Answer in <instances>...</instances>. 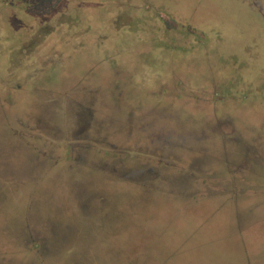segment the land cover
Segmentation results:
<instances>
[{
    "label": "rangeland",
    "instance_id": "1",
    "mask_svg": "<svg viewBox=\"0 0 264 264\" xmlns=\"http://www.w3.org/2000/svg\"><path fill=\"white\" fill-rule=\"evenodd\" d=\"M0 264H264V0H0Z\"/></svg>",
    "mask_w": 264,
    "mask_h": 264
}]
</instances>
